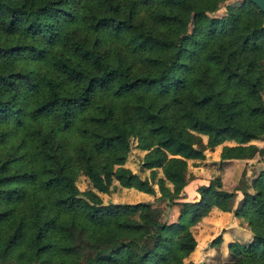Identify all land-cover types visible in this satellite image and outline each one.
I'll return each mask as SVG.
<instances>
[{
  "label": "trees",
  "instance_id": "trees-1",
  "mask_svg": "<svg viewBox=\"0 0 264 264\" xmlns=\"http://www.w3.org/2000/svg\"><path fill=\"white\" fill-rule=\"evenodd\" d=\"M224 1L0 0V264H196L214 208L253 235L218 264H264V168L238 201L220 175L184 195L218 146L264 160V13Z\"/></svg>",
  "mask_w": 264,
  "mask_h": 264
},
{
  "label": "rangeland",
  "instance_id": "rangeland-1",
  "mask_svg": "<svg viewBox=\"0 0 264 264\" xmlns=\"http://www.w3.org/2000/svg\"><path fill=\"white\" fill-rule=\"evenodd\" d=\"M244 0H226L220 5V10L212 13L211 16L216 17H222L226 14V10L230 6L239 5ZM191 26L188 25L187 31H190ZM264 96V93H263ZM206 140V138H203ZM135 141L131 142V146L133 147L127 162L126 166L133 170L139 169V164L142 158L143 153L139 151L138 149L134 148ZM253 144L258 145L259 147H264V139L260 141H253ZM233 144V143H231ZM220 147L218 146L213 152H206V158L209 160L206 165H204L203 170L201 168H198V171L201 174L202 179L204 180H210L213 177H216L217 175H220L222 177V183L223 187L226 190L229 191H235L237 194L236 201L240 200L242 198L241 191L238 190V188L244 189V187L248 186L251 179L256 176L259 171L264 168V160H261L259 156L255 157L254 159L250 160H243V161H237L238 163L235 168V170L232 171V169L222 170V165H219L218 160V153H219ZM218 163V164H217ZM196 165V164H195ZM189 170H195L196 166L192 164V162H189ZM235 171V172H234ZM143 175H146L143 174ZM198 182H190L188 186L186 187V199L188 201H192L196 199L195 193ZM77 187L80 191H84L89 187L88 180L86 177L79 175L77 182ZM102 200L104 203L108 202H128V203H136L138 201H152V197H149L147 199L149 200H143V198L140 196L138 191L134 189H117L116 191H113L109 194H102L101 195ZM146 197V196H145ZM162 205V204H160ZM163 206V205H162ZM167 212L170 209H166ZM173 212V211H172ZM232 220V217L228 215V218H223V214L217 210L209 213L205 219L199 221L193 228V232L196 238V241L198 242V246L196 249L195 254H193L188 258L190 261H195L197 264H218L220 262H223L225 259H223L222 256L220 258L217 257V253L210 255V257L206 256V249H213L215 247H220V244L222 242V235L224 234L226 227L229 224V221ZM238 229V230H237ZM236 231H239V227H236ZM240 232V231H239ZM246 236L249 237V234L245 232ZM220 237L221 242L219 244H212L213 240ZM247 238V237H246ZM228 241L226 249L224 248L221 252L222 255H227V251L229 252L230 249L232 250V247L237 241L233 239H227ZM219 252V254L221 253ZM221 255V254H220Z\"/></svg>",
  "mask_w": 264,
  "mask_h": 264
},
{
  "label": "crops",
  "instance_id": "crops-1",
  "mask_svg": "<svg viewBox=\"0 0 264 264\" xmlns=\"http://www.w3.org/2000/svg\"><path fill=\"white\" fill-rule=\"evenodd\" d=\"M228 144H231V143H228ZM220 147V146H219ZM220 151V150H219ZM210 152V151H209ZM209 160L206 158V160L204 161V162H208ZM236 162V161H235ZM237 164V163H236ZM238 166V165H237ZM203 166H200V167H196V169H195V172H196V175H195V179L192 181V182H198L197 183V185L199 186V185H202V184H208V182H209V180L207 179V180H204V179H202V177H201V174H200V172L198 171V168H201L202 170H203V168H202ZM204 169H207V168H204ZM139 194H140V196L143 198V200H149V199H147L148 198V195H146V194H144V193H141V192H138ZM184 195L186 196L187 194H186V188L184 189ZM146 196V197H145ZM195 196H197V197H195L196 199H194V200H197L198 199V194H197V192L195 193ZM238 198V197H237ZM187 200V199H186ZM139 202V201H138ZM169 209V208H168ZM215 210H217V211H219V212H221L222 214H223V218H228V215L229 216H231L232 217V220H230L229 221V224H228V226L226 227V230H225V232H224V234L222 235V242H221V244H220V247H215V248H213L212 250L211 249H206V256H208V257H210V255L213 253V254H215V253H217V257L218 258H220V256H222L223 257V259H226L228 256H229V254H230V251H231V249H230V251L228 252L227 251V255L225 256V255H222V250L225 248L226 249V246H227V243H228V241H226L227 239H233V240H235V241H237V243H235V244H242V243H246V242H250V241H252L253 240V235H252V233L249 231V229L245 226V224L243 223V222H241L238 218H236L234 215H233V213H231V212H223V211H221V210H219V209H216V208H214V209H212L209 213H211V212H213V211H215ZM169 213V212H168ZM206 218V216L205 217H203L201 220H203V219H205ZM200 220V221H201ZM236 227H239V231L237 232L236 231ZM238 230V229H237ZM245 232H247L248 234H249V237L248 236H246V235H244L245 234ZM247 237V238H246ZM234 244V245H235ZM233 245V246H234ZM197 246H198V242H197ZM197 246H196V248H195V250L190 254V259H191V256L193 255V254H195V252H196V249H197ZM212 252V253H211ZM219 252H221L220 254H219ZM189 259V260H190ZM193 262H195V261H193ZM197 264V263H196Z\"/></svg>",
  "mask_w": 264,
  "mask_h": 264
},
{
  "label": "water",
  "instance_id": "water-1",
  "mask_svg": "<svg viewBox=\"0 0 264 264\" xmlns=\"http://www.w3.org/2000/svg\"><path fill=\"white\" fill-rule=\"evenodd\" d=\"M253 4H255L259 10L264 13V0H250Z\"/></svg>",
  "mask_w": 264,
  "mask_h": 264
}]
</instances>
